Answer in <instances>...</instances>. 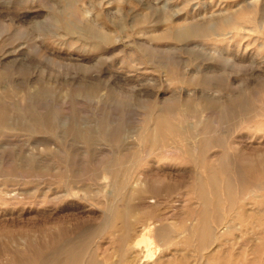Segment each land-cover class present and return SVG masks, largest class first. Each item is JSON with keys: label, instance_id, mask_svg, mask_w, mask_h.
<instances>
[{"label": "rangeland", "instance_id": "1", "mask_svg": "<svg viewBox=\"0 0 264 264\" xmlns=\"http://www.w3.org/2000/svg\"><path fill=\"white\" fill-rule=\"evenodd\" d=\"M0 264H264V0H0Z\"/></svg>", "mask_w": 264, "mask_h": 264}]
</instances>
